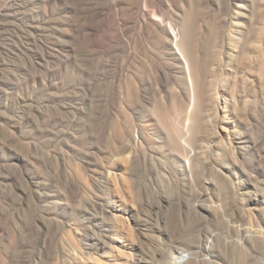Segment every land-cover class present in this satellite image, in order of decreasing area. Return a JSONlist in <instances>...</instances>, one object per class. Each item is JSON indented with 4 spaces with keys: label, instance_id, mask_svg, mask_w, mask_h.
<instances>
[{
    "label": "rangeland",
    "instance_id": "1",
    "mask_svg": "<svg viewBox=\"0 0 264 264\" xmlns=\"http://www.w3.org/2000/svg\"><path fill=\"white\" fill-rule=\"evenodd\" d=\"M111 1L0 0V264H113L115 257L122 261L129 253L133 259L127 264H159L161 252L167 264H173V255L187 254L193 260L187 256L186 264H264V244L250 240L245 230L256 221L264 226L263 117L252 128L260 153L245 160L256 173L249 186L256 194L249 215L225 192V180L210 179V170H196L192 184L176 189L181 196L158 203L150 193L155 171L145 169L143 162L130 172L131 202L126 205L112 203L108 190L95 191L97 197L91 201L81 193L72 201L63 200L61 190L68 180L83 188L76 167L88 181L98 172L109 140L104 124L123 113L117 104L108 111L98 96L112 76L117 88L124 83L121 49L102 53V42L123 35L120 21L128 16L124 0ZM181 1L196 5L197 0ZM238 1L201 0L203 22L225 19L224 28ZM245 2L253 12L250 0ZM101 4L104 15L93 16ZM253 9L264 14V0ZM86 24L94 27L92 35ZM82 30L85 38L101 42L102 46L89 47L98 50L95 56L78 52ZM169 72L174 77L177 73ZM174 85L172 81L165 89ZM202 189L209 194H192ZM211 204L217 208L215 218L199 210ZM109 213L119 220L113 222ZM109 242L120 250L115 257ZM78 249L84 257L71 262L69 256Z\"/></svg>",
    "mask_w": 264,
    "mask_h": 264
},
{
    "label": "bare ground",
    "instance_id": "2",
    "mask_svg": "<svg viewBox=\"0 0 264 264\" xmlns=\"http://www.w3.org/2000/svg\"><path fill=\"white\" fill-rule=\"evenodd\" d=\"M124 1L128 16L116 18L121 19L125 32L102 42V53H110L113 48L123 52L124 83L117 88L112 76L108 87L98 94L108 111V107L117 104L123 113L115 116L116 121L104 124L109 140L98 172L88 181L83 170L76 167L83 188L68 180L61 190L63 200L72 201L81 193L86 201H91L97 197L95 191L108 190L112 203L120 201L126 205L131 202L130 172L143 162L145 169L155 171L150 193L158 203L181 196L176 189L192 184L196 170L201 174L210 170V179L213 182L225 180L229 186L225 192L241 203L243 214L249 215L252 209L248 206L256 195L249 186L256 181V173L249 170L245 160L260 153L252 128L264 118V106L258 109L257 102L258 91L262 93L260 99L264 100V14L253 9L258 0H250L253 12L245 0L238 1L224 28L225 19L203 22L201 0H197L196 5H187L181 0ZM104 10L101 4L92 12L93 16L104 15ZM85 29L92 35L93 26L86 24ZM133 29L135 35L127 34ZM86 42L88 49L101 42L85 38V33L81 37L78 52L95 56L98 50H88ZM77 68L82 75L81 64ZM169 71L177 72L175 77ZM172 81L175 85L165 89ZM137 117L140 124H136ZM192 194L209 193L202 189ZM135 204H138L136 200ZM216 209L212 204L203 209L199 207L200 212L213 218ZM109 214L113 222L119 220L117 214ZM231 228L235 230V226ZM245 230L250 240L264 244V226L258 221ZM69 234V241L75 245L70 231ZM237 246L241 248V244ZM108 248L113 257L115 251L120 253L112 242L108 243ZM85 252L78 249L69 260L81 261ZM163 256L161 252L159 264H167ZM187 256L173 255V264H186ZM92 258L98 261L97 257ZM189 258L193 260V256ZM132 259L129 253L127 259L117 261L115 257L112 262L127 264Z\"/></svg>",
    "mask_w": 264,
    "mask_h": 264
}]
</instances>
